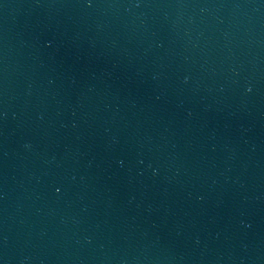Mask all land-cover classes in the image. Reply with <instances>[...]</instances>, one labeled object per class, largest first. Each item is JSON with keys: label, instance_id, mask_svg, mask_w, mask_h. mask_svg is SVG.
<instances>
[{"label": "water", "instance_id": "1", "mask_svg": "<svg viewBox=\"0 0 264 264\" xmlns=\"http://www.w3.org/2000/svg\"><path fill=\"white\" fill-rule=\"evenodd\" d=\"M0 264H264V0H0Z\"/></svg>", "mask_w": 264, "mask_h": 264}]
</instances>
